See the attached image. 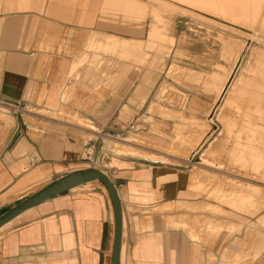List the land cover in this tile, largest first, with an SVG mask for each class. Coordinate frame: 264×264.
<instances>
[{
  "label": "crops",
  "instance_id": "0c3cea01",
  "mask_svg": "<svg viewBox=\"0 0 264 264\" xmlns=\"http://www.w3.org/2000/svg\"><path fill=\"white\" fill-rule=\"evenodd\" d=\"M143 25L126 0H0V216L67 174L97 169L122 208L120 264H264V231L221 229L219 220L194 226L193 212L176 209L204 207V196L189 189L190 171L149 156H160L153 145L168 140V121L151 112L171 107L156 95L159 66L98 53L144 61V43L122 36L141 34ZM98 58L105 64L91 66ZM192 62L204 65L201 57ZM130 121L134 132L124 131ZM126 134L148 147L116 142L129 143ZM113 230L109 197L93 181L0 228V264H110Z\"/></svg>",
  "mask_w": 264,
  "mask_h": 264
},
{
  "label": "rangeland",
  "instance_id": "374dc122",
  "mask_svg": "<svg viewBox=\"0 0 264 264\" xmlns=\"http://www.w3.org/2000/svg\"><path fill=\"white\" fill-rule=\"evenodd\" d=\"M126 1L130 16L144 25L141 34L122 36L144 43L145 60L116 52L98 53L128 61L132 67L159 66L160 91L156 95L162 93L161 99L171 107L157 105L151 112L168 121V140L153 145L160 156H149L168 167L186 168L190 184L194 183L189 189L204 196L202 209L198 205L176 209L193 212V225L204 229H210L208 222L219 220L221 229L264 231V7L256 17L247 19L205 2ZM195 57L203 58L202 68L192 66ZM237 57L241 62L234 85L212 118L214 125L209 124L207 115ZM153 58L155 66L150 65ZM104 64L99 58L90 62L97 67ZM188 71L198 73L199 79L191 81ZM195 99L203 100L204 108H193L192 113L190 102ZM125 137L131 138L129 143L116 142L148 147L132 134ZM199 158L210 163L198 164ZM166 220L171 225L184 222L183 218Z\"/></svg>",
  "mask_w": 264,
  "mask_h": 264
},
{
  "label": "water",
  "instance_id": "95a60500",
  "mask_svg": "<svg viewBox=\"0 0 264 264\" xmlns=\"http://www.w3.org/2000/svg\"><path fill=\"white\" fill-rule=\"evenodd\" d=\"M93 181H98L104 186L112 205L114 230L110 264H120V250L122 242V208L115 186L106 176V174L97 169L76 171L67 174L49 184L45 188L31 195L26 200L0 216V228L8 224L17 216L47 201L48 199Z\"/></svg>",
  "mask_w": 264,
  "mask_h": 264
},
{
  "label": "bare ground",
  "instance_id": "6f19581e",
  "mask_svg": "<svg viewBox=\"0 0 264 264\" xmlns=\"http://www.w3.org/2000/svg\"><path fill=\"white\" fill-rule=\"evenodd\" d=\"M190 1L196 2V3L205 2L210 6L212 5L214 9L225 11L227 14L232 15V16H241V17L244 16L247 19H250V18L253 19L254 17H256L259 11L264 7V0H190ZM173 4H176V3H173ZM262 20L264 21V15H263ZM240 60L241 58L236 59V63H234V65L232 66V69L230 73L228 74L225 82L222 84V86L219 89L215 104L212 110L210 111L209 116L207 115L209 124H213L211 122L212 118L214 117L216 111L221 107L222 102L224 101L226 95L230 92L232 86L234 85L237 70L240 67V62H241Z\"/></svg>",
  "mask_w": 264,
  "mask_h": 264
},
{
  "label": "built area",
  "instance_id": "2783aa9c",
  "mask_svg": "<svg viewBox=\"0 0 264 264\" xmlns=\"http://www.w3.org/2000/svg\"><path fill=\"white\" fill-rule=\"evenodd\" d=\"M137 130V121H130L125 127L124 131L134 132Z\"/></svg>",
  "mask_w": 264,
  "mask_h": 264
}]
</instances>
